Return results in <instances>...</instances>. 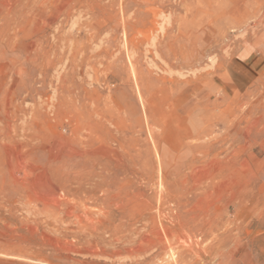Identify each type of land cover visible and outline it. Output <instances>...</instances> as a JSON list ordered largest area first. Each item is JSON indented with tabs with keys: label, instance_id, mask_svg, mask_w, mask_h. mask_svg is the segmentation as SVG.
I'll list each match as a JSON object with an SVG mask.
<instances>
[{
	"label": "rangeland",
	"instance_id": "rangeland-1",
	"mask_svg": "<svg viewBox=\"0 0 264 264\" xmlns=\"http://www.w3.org/2000/svg\"><path fill=\"white\" fill-rule=\"evenodd\" d=\"M0 264H264V0H0Z\"/></svg>",
	"mask_w": 264,
	"mask_h": 264
},
{
	"label": "crops",
	"instance_id": "crops-1",
	"mask_svg": "<svg viewBox=\"0 0 264 264\" xmlns=\"http://www.w3.org/2000/svg\"><path fill=\"white\" fill-rule=\"evenodd\" d=\"M255 58L253 57L252 60H254Z\"/></svg>",
	"mask_w": 264,
	"mask_h": 264
},
{
	"label": "bare ground",
	"instance_id": "bare-ground-1",
	"mask_svg": "<svg viewBox=\"0 0 264 264\" xmlns=\"http://www.w3.org/2000/svg\"><path fill=\"white\" fill-rule=\"evenodd\" d=\"M246 204V203H245ZM192 250V249H191ZM191 252V251H190Z\"/></svg>",
	"mask_w": 264,
	"mask_h": 264
}]
</instances>
